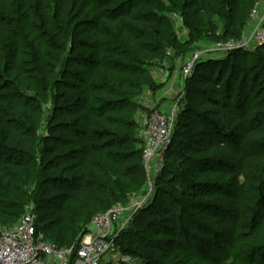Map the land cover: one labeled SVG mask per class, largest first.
Wrapping results in <instances>:
<instances>
[{
    "label": "trees",
    "instance_id": "1",
    "mask_svg": "<svg viewBox=\"0 0 264 264\" xmlns=\"http://www.w3.org/2000/svg\"><path fill=\"white\" fill-rule=\"evenodd\" d=\"M255 2L0 0V225L32 204L37 233L68 249L125 203L145 181L139 99L159 89L154 65L239 38ZM184 89L154 180L166 200L121 235L141 264H264V47L199 61Z\"/></svg>",
    "mask_w": 264,
    "mask_h": 264
},
{
    "label": "built area",
    "instance_id": "2",
    "mask_svg": "<svg viewBox=\"0 0 264 264\" xmlns=\"http://www.w3.org/2000/svg\"><path fill=\"white\" fill-rule=\"evenodd\" d=\"M264 47V0H256L247 23V34L241 40L218 42L210 49L194 52L181 68L189 77L203 56L230 52L252 51ZM179 98L166 111L153 109L145 118L140 130L143 144L142 163L148 187L160 174L172 142ZM33 205L13 226L0 225V264H129L131 257L116 247L117 237L127 228L134 211L115 206L96 216L90 231L68 249H57L44 241L36 231Z\"/></svg>",
    "mask_w": 264,
    "mask_h": 264
},
{
    "label": "rangeland",
    "instance_id": "3",
    "mask_svg": "<svg viewBox=\"0 0 264 264\" xmlns=\"http://www.w3.org/2000/svg\"><path fill=\"white\" fill-rule=\"evenodd\" d=\"M215 20H217V19H215ZM247 23L245 24L244 29L242 30L240 37L237 39H234V40H241L242 37L247 34ZM178 26L179 25H175V28H176V31H177V34L179 37V41L184 42L187 38V31L183 32V30L180 28V26L179 27ZM222 31H223V26L218 21V34H221ZM218 42H225V41H216V40L202 41V42L196 41L193 44L192 51H190L186 55H183L180 52H175V51H171V50L168 51L167 59H170L172 62H174L175 60L177 61V65L175 67H173L172 70L176 71L177 78L181 82H183L182 85H180V84L177 85V88L174 90L173 93H171V96H169L170 98H172V99H170V104L175 103L179 98H181L178 113L184 107L185 102H186V91H185L184 87H185V82H186L187 78H185L182 75L181 68L183 67L186 60L190 57V55L192 53L210 49V47H213ZM235 51H241V50H233L230 52H223V53H214V54H209L206 56L204 55L201 61L202 62L223 61V60L227 59L229 54H232ZM250 52L253 53V52H256V50H252ZM164 61H166V59L161 61L160 63L154 65L153 69H155V68L163 69L164 68L163 67ZM177 84H178V82H177ZM159 88H161V86ZM167 95H170L169 91H167ZM50 114H51V105H50V102H48L43 106L44 123L47 122V119L49 118ZM139 114H141V112L138 113V120L140 121V118H139L140 115ZM175 121H176V119H175ZM170 165H171V168H175V166H176L173 158L170 159ZM158 187L159 186L155 182H153V185L151 188L148 187L147 183H146V177H145L144 184L142 185L141 188L137 189V185H134L135 191H133L127 195V197L125 199V203H123V204L119 203L116 205V206L123 207L127 211H131V212L134 211V213L131 215V220L127 225L128 229L133 228V227L138 228L142 224V221H145V220L148 221L150 219L149 215H142V217H139V213L143 212L148 206H150L152 204V202H154L155 199H157V200L159 199V200L165 202L166 197L162 196L160 193H158V189H157ZM25 213H26V211L23 214H25ZM90 229H91V224L88 225L87 227H84V230H87V232H89ZM121 234L117 237L116 241L118 239H120V245L122 246V248H124V250H127V252H128V249L130 250L129 253H130V255L132 254V256H131V262L129 264H141V260L138 256L140 253V247L137 245V243L135 242L134 239H131L128 235L122 236Z\"/></svg>",
    "mask_w": 264,
    "mask_h": 264
},
{
    "label": "crops",
    "instance_id": "4",
    "mask_svg": "<svg viewBox=\"0 0 264 264\" xmlns=\"http://www.w3.org/2000/svg\"><path fill=\"white\" fill-rule=\"evenodd\" d=\"M174 20H175V25H179L181 28L180 20L177 17ZM183 32H185V30H183ZM176 65H177L176 60L172 62L170 59H166V61H164L163 63V67H164L163 69L155 68L151 70V74L156 84L159 87L161 86V88H159L156 93H150L149 91L146 90L142 93L139 102L144 108L149 110L159 109L162 111H166L168 109V107L170 106V99H172L169 96H171V93H173L174 90L177 88V85L183 84V82H181L177 78L176 71L172 70V68L175 67ZM167 91H169L170 95H167ZM139 115H140L139 122L142 127L145 118L147 117V114L141 112V114Z\"/></svg>",
    "mask_w": 264,
    "mask_h": 264
}]
</instances>
